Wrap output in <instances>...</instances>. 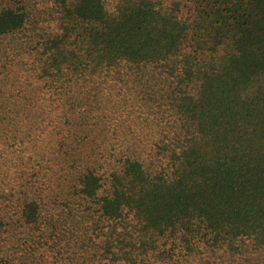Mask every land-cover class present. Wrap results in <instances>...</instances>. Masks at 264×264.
<instances>
[{"label":"trees","instance_id":"obj_1","mask_svg":"<svg viewBox=\"0 0 264 264\" xmlns=\"http://www.w3.org/2000/svg\"><path fill=\"white\" fill-rule=\"evenodd\" d=\"M0 264H264V0H0Z\"/></svg>","mask_w":264,"mask_h":264}]
</instances>
